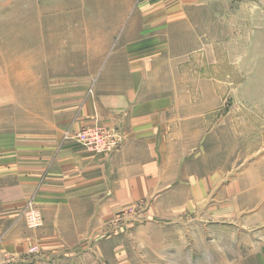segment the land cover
I'll return each instance as SVG.
<instances>
[{
    "label": "rangeland",
    "instance_id": "rangeland-1",
    "mask_svg": "<svg viewBox=\"0 0 264 264\" xmlns=\"http://www.w3.org/2000/svg\"><path fill=\"white\" fill-rule=\"evenodd\" d=\"M194 2L168 7L159 44L128 47L111 43L116 10L153 0H0V136L44 133L65 98L112 91L131 69L193 136L150 199L9 264H264V0Z\"/></svg>",
    "mask_w": 264,
    "mask_h": 264
},
{
    "label": "crops",
    "instance_id": "crops-1",
    "mask_svg": "<svg viewBox=\"0 0 264 264\" xmlns=\"http://www.w3.org/2000/svg\"><path fill=\"white\" fill-rule=\"evenodd\" d=\"M194 1L165 6L153 0L157 4L152 7L150 3L118 7V19L110 24L118 36L111 43L159 44L154 31L161 28V17L177 7L198 4ZM182 20L175 16L168 24ZM130 73V79L112 91H97L86 98L78 91L74 94L79 95L65 98L57 107L61 111H53L57 125L54 117L40 135L0 136V264H7L8 255L17 256L29 244H54L62 238L61 230L74 227L80 218L102 221L136 199H150L152 182L160 185L165 180L168 158L172 164L184 149L192 148L193 136L177 133L181 122L168 117L172 108L166 97L151 94L140 70ZM94 125L114 128L121 137L118 148L98 153L62 136L67 129ZM30 198L43 217L42 225L31 233L22 218Z\"/></svg>",
    "mask_w": 264,
    "mask_h": 264
},
{
    "label": "built area",
    "instance_id": "built-area-1",
    "mask_svg": "<svg viewBox=\"0 0 264 264\" xmlns=\"http://www.w3.org/2000/svg\"><path fill=\"white\" fill-rule=\"evenodd\" d=\"M65 138H73L83 147L98 153H110L117 149L121 137L114 128L94 125L67 131ZM23 216L29 228L40 227L43 223L39 208L33 202H27L23 208Z\"/></svg>",
    "mask_w": 264,
    "mask_h": 264
}]
</instances>
